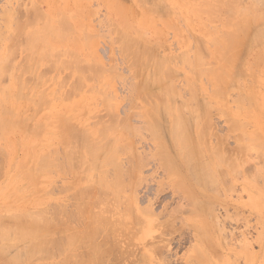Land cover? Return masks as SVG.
<instances>
[{
	"label": "rangeland",
	"instance_id": "rangeland-1",
	"mask_svg": "<svg viewBox=\"0 0 264 264\" xmlns=\"http://www.w3.org/2000/svg\"><path fill=\"white\" fill-rule=\"evenodd\" d=\"M85 1L83 0H50V2L48 3L47 0H0V54H1L0 60L3 62L2 59L4 58V62L1 64L2 65L7 64L6 62L8 61L6 60L8 58L10 59V62L8 63V65L5 66V68L0 67V69H3V68L4 70L7 69V73H5V71L3 70H2L3 72H0L1 75L2 73H4L3 77L1 76V80H0V89H1L0 94H2L0 95V98L4 97L7 101L5 100L6 101L5 102L4 98L0 99V101H2L1 105L4 108L5 106L6 108H8V114L6 113L4 116H2L1 113L6 112L7 110L5 111L6 108L5 109L2 107L0 108V111L1 109L4 110V111H1L0 113V116H2L0 117L1 118L0 120L3 121V117H4V120L6 121L8 120L13 121L14 119L18 120V121H15V124L13 122L12 124L10 123L12 126L9 124L10 121L9 122L3 121L4 124L8 123V125L7 124L4 125L3 122L0 121L1 122L0 123L1 125L0 126V132H1L0 134V147H1L0 149V214H2L0 217L2 220H4L3 223H5V227L2 225L3 223L1 225L4 228L7 227V229H10L9 232H12L18 224L17 223L18 219L21 218L22 220L23 217H26V215L24 214L28 215L32 213V211L34 210L36 211V209L38 211L44 208L42 210L46 211L47 213L46 215H53L52 213H54L55 215L56 209H57V213L59 210H61V212L59 211L60 213L59 215H57V217L61 216L60 218H64V221L66 219L65 217L69 216V215H64V214L71 213L73 219L72 217H70L72 220H68L70 222L67 221L68 224L70 225H68L67 223L66 225H68L67 227L69 228L71 227V229L73 230L76 229L79 232L83 231L85 233L94 232L91 238H86V239L82 238V241L80 240L79 243H76L78 244L77 246L76 244L73 245L72 248L71 247L68 248V245H66L67 247L61 246L59 247V249L63 248L64 250V247H66L65 251L61 250V252L58 250V247H57L56 250H54L55 253L52 251L49 254L48 257L50 258H44L42 256L39 258V260H38V257L40 254L38 252H36L30 257L26 256L28 255V252H29L28 251L29 249L27 246H28V241L30 239L27 240L28 238L21 237L26 242L24 243V241L21 240L22 245H20L19 247V244H20L19 242L21 241H19V239L17 241L14 238L12 240V236L14 235V233H12V235L9 236V238L7 237V240L5 238H0V240L5 239L3 241H0L1 243L6 242L5 243L7 244L6 246L11 247V248L8 247L9 253H8L7 248H5L7 253H5L4 255L0 254L3 258L2 260L0 256V264L11 263L9 262L10 260L8 259H11L13 256H15L14 257L15 259L17 258L16 261H18L19 264H31L30 262H32V264L34 263H37V264H264V63L261 62L263 64L259 63L260 65L258 64L259 66H257L256 63H255L256 65L252 64L253 60L251 61V59H254V57L256 56V53H255L256 44L254 45V48L251 45H253L254 43L258 41H260L261 43L264 40V35L262 34L263 36L261 35L254 42L251 41L252 44L251 42H250L251 45L249 44L251 48L248 47V43H249L248 40L249 41L251 40V39H248V33L245 35V38L247 37V39L245 38L239 39L238 42L240 43V45L239 44L236 45L237 46L236 48L238 50H235V52H237V54L235 53L237 55V58L235 55V58H236L234 60L235 64L232 61L233 63H230L228 68L226 67L225 73H223V75L221 76L220 75L221 70L216 69V68H219V66L217 67L218 65L217 53L215 54V52L212 50L214 47V44L210 42L211 44H213L212 46H210L211 45L209 44L210 39L206 32L208 30V27H212V29H217V30H219V28L221 29L222 27L221 23H223L221 21H224V19L227 18L226 16L230 15L228 14L230 11L227 12L226 15H224L225 13L223 14L224 11L223 12L221 10L217 11L218 13L220 12L219 15L221 14L220 16H218L217 14L218 19L215 16L216 13L212 15L211 17H207L206 14H202L201 17H199L197 21L195 22L192 21L193 23H191V20L188 19L186 9H184L182 4H180L179 2L177 3V1L175 0L173 4L168 3L166 1L167 5L171 7L170 9H172V7L174 6L173 7L174 11L175 12L177 11L176 13H174L175 16L172 13L173 15L171 14L169 16V20L160 21L156 19V23L154 25L153 24L148 25L142 22L141 20L142 16L140 12L141 7L139 8L135 0H121L123 12L120 14L117 13L116 11H113L110 7H108L103 2V0H85ZM145 1L148 2L147 0ZM8 10H9V13L7 12ZM47 10H48V13H47ZM89 10L90 12H88ZM56 11H59V12H56ZM11 13L14 15L11 16ZM37 13L38 14L40 13L42 15L40 16ZM54 13H57V15H55ZM236 13L238 15V12ZM236 13L234 11L232 12L234 16H236L235 15ZM8 15L10 17L9 22H11V24L8 23L6 20L7 28L6 27L4 28V25L6 23L4 20L8 18ZM62 15H63V18L65 19L61 23L64 25L65 24L64 22L67 21L66 24H69V26L66 25L67 28L69 27L68 31L72 30V32H66L65 34H67V36L64 39H62L63 41H60L59 39V41L57 42L53 41L54 43L50 41L51 38L49 37V35L42 37L44 38V40L46 38L45 42L46 41L47 42L46 43L44 42L45 43V45L43 44L44 46L41 45L42 43H40L39 49L41 46L45 48L44 49L41 47L40 50L44 49L43 50L44 52L40 51L41 52L40 54L43 53L42 55H44L45 57V55L49 54L47 53V50H50L51 53H53L54 51L56 52H54L51 57L49 56L51 54H49L48 55L49 57L47 56L46 58H44L47 61H43L44 59L42 57L40 58L41 61L39 58L37 60H34L36 59L34 57V54H35L34 51L35 52L37 51L38 53L36 52V54H39L38 47L34 48L36 47L37 44H35V46L31 45V48L33 49L32 54L30 53L32 51L30 50L31 48L30 49L29 47L26 48L29 40L32 39L33 36L34 37L36 36L34 35L35 34L34 31H38V28H40L41 26H50L49 28H51L52 25L53 26L55 25V27H58L56 26V23H54L53 20H56L57 22H59L57 25H60L59 20L62 19L61 18ZM37 16L38 18L39 17L40 18L38 19ZM42 16L44 17L42 18ZM59 16H60V19L58 18ZM3 17H5V19ZM55 17L58 18V20ZM11 18L15 20L11 21ZM41 18L43 19L42 21L44 23L46 22L45 25L41 24L43 23L41 21ZM213 18L215 19L214 21H213ZM35 19L38 20L37 22L39 23L37 24L38 28L36 24H33V23H36ZM12 22H13V25H12ZM111 22H113L112 24H115V27L111 25ZM196 22L197 23L199 22V23L197 24ZM195 23L199 26H197ZM8 24L10 26L12 25L13 28L14 26L15 28L16 27L17 28L15 30H12L13 28H11ZM212 24L214 25L211 26ZM216 24L217 26H215ZM259 24L260 23H256L252 25L250 29L255 30L256 28H258V26L260 29ZM66 26L64 25L65 29H66ZM214 26L216 28H213ZM5 29L6 30L8 29L9 31H6ZM57 29H55V31L59 32V30ZM118 29H120L119 31L123 29L122 33H124L125 31V33H127V35L130 38L138 40L137 42L141 41L143 45L146 44L148 47L151 46L150 47L151 49L155 47L154 49L157 50L156 51L157 53L155 52V50L153 53H155V55L157 54L156 56L160 58L166 57V56L175 57V59L174 58L172 59L171 57V59L173 60V69L175 72L173 73V75L174 74L176 75L177 73V75H181L182 77L180 76V80H179V76L174 75L173 78L176 77L177 79L175 78L176 81L173 79L175 81V82L173 81V83L176 86L178 84L181 86L180 87L178 85L180 93L181 91H183L182 95L185 94L186 97H189L188 94H190L191 96V93L189 92L191 91L193 92V89H192L193 87L194 90L196 89L195 91H197L196 100L197 102H200L198 103V106H200L201 103H203V101L205 104V100L208 102V105H211L210 108L207 105L209 109H206V111L204 110L205 114H203V116L200 117V120L202 123L198 121L200 122L198 124L199 125L198 129L199 128L201 129V134H202V131L205 130L204 129L205 127L206 131H204V133L205 135H207V137L206 136L203 137L204 135L203 133L202 135L203 139L201 141L202 146L200 145L198 146L199 148L196 151L197 153L195 157L190 159L193 162L192 163L193 168L191 166L190 167L192 171H194V172L191 171L192 172L191 176L186 173L187 170L185 171V169H182V170L180 169L179 170L180 172H177L179 174H177V173H172L170 171L169 172L165 171L160 164L158 165V163H160V159L154 154V152H156L155 150L156 145L153 142V138L151 139L152 133L150 134L151 131H149L148 128H146L147 129L146 130L145 127H143V125H145L144 119H146L145 109L146 111L149 109L148 104L153 103L154 99H151V101L149 102L150 99H147V98L145 99L141 96H140L141 99L138 98L136 100L135 99L133 100L131 95L129 97H126V95L128 96V93H129L128 90H130L129 87L131 86V85H128V83L130 84V82H132V79L133 81L135 79L132 77L134 75H132L133 73L131 72L132 68L130 66L131 65L130 60H128L127 58L128 56L126 57L123 50H121L120 48L121 40H119L118 36L119 35L121 36V34H119L118 36L116 35L118 38V42H117V39L115 41L116 36L114 34L118 33ZM250 29L249 31L251 32ZM11 30L14 32L12 33L13 35L11 34L12 32ZM26 30L27 32L31 30L34 33L33 34L30 31L33 36L29 35L28 37ZM64 31H63V34H64ZM115 31L117 32L115 33ZM59 33L62 34L61 32ZM220 33L221 32L219 31L217 34L220 35ZM251 33L249 37L252 36L254 38L255 34L252 33L254 34L253 36L251 35ZM85 35L87 37H85ZM82 37H85V38H82ZM36 38L37 37H35L34 39ZM38 38H41V37H38ZM195 38H197L196 40L200 39L201 41L200 42L196 41ZM202 39L205 41L203 42L205 47L202 45L203 43L200 44L203 41ZM240 40L241 41L243 40V41L241 42ZM160 41L162 43H160ZM196 42H199L200 45L198 43L196 45ZM30 44L28 46H30ZM46 44L47 45L49 44L48 45L49 48L47 47ZM245 44L251 51H249V49L246 47ZM3 45L8 49H6ZM192 46L194 47L191 49ZM197 46H199L198 49L201 52L200 57L202 56V59H203V55L206 57V58L204 57L203 59L206 63V66H208L211 63L216 64V65L214 64L212 67L204 66L205 68H210V67L214 68L215 70L212 69L213 73L214 71H216V73H219L217 77H214L216 79L213 78L216 81H213L210 79L212 83L207 79L206 75L204 76L201 75L199 77V75L193 72L194 75H196L195 78H197V80L194 79L192 70L190 69L191 71H189V67L191 66H189V64L185 66V62L184 63L182 62V60L185 59V56L187 53L190 56L191 52L193 51L195 53L198 52L196 51L198 50L196 49ZM189 48L191 52H189L190 51ZM57 49L59 50L57 51ZM63 49L69 50V53H71V50H72V53L75 52V56L78 57V61L77 62L74 61L76 64L74 62L71 64L70 58L68 59V56L71 55L69 56L71 57V61L76 60L77 57L73 56L74 54L72 55V53L69 55L66 54L68 52V51L66 52V50L64 54L63 52L61 54V56L64 55L63 57L59 56L61 51H63ZM184 49H186V52L184 51V53H186L185 56L182 53ZM246 49H248V52L246 51ZM7 50L9 54L8 58L5 57L6 55H8L6 54ZM2 51L3 53H1ZM244 51L246 52L244 53ZM45 52L46 54H44ZM56 53L57 54L59 53V54L55 55ZM243 53H244V56H242ZM30 56H31L30 60H32V57H34L33 59L34 62L29 60ZM55 56H59L58 59L61 62L63 61V59L67 58L65 59V61H63L64 64L66 65L65 68H67L68 66L71 67L73 64L74 66L76 65V67L72 66L71 68L68 67V69H65L63 67L64 64L61 63L59 60L57 61L56 60L57 58ZM72 56H73V59H72ZM38 57H40V55H38ZM89 57H90V60H89ZM239 58H240V61H239ZM243 58H245L244 59L245 61L243 60ZM48 59H50L51 61ZM94 60L100 63L99 67L95 66L98 63L93 62ZM236 60L240 62L238 65H236L238 63ZM35 61L36 63L38 61L37 65ZM52 61L55 62L54 63V65H56L55 69H52V66H53ZM83 61L86 62V65H84L85 63ZM178 61H181L184 65L179 64L180 62L178 63ZM209 61H211V63L208 64ZM242 62L245 64H242ZM254 62L255 61H253V63ZM27 63L31 64L30 67L32 68V71L30 70V68H27L28 65L27 67H24V65ZM33 63L35 64L32 67ZM77 63L79 64V66ZM128 63H130L129 66H127ZM9 64L10 65L15 64V66H13V69H12V66L9 67L10 66ZM47 64H49V67ZM58 64L59 66L61 65L63 68L61 66L60 68ZM232 64L237 66V67L234 66L236 67L235 69H237L235 70L236 73H238V71L241 69L243 70V71L241 70L242 72L239 71L241 73H238V75L241 74V76H239L240 79L238 78L236 73L235 74L237 77L234 76V73H232L234 71ZM240 64H242V68L241 67L238 68L239 66H241ZM19 65L20 67H22V71H20L21 69L20 67H17ZM89 65H92L93 68H95V71L98 70L97 72H99L98 73L99 77L97 73L96 74L94 73V70H92L93 68L91 69L92 66H89ZM253 65L255 66V68H252ZM57 66L59 67V69L57 68L58 70L56 69ZM77 66L80 68V70L78 69ZM128 67L129 69H127ZM72 68H74L73 71L70 70ZM75 68H76V71H75ZM17 69L21 73H19ZM13 70L14 71L17 70V75L18 74L22 75V76L20 75L21 77L16 75L20 79L23 77L21 81L19 78H16L14 80L11 79L12 77L10 75L15 76L14 73L16 72V71L14 72ZM24 70H26V72H23ZM78 70L81 71L80 73L82 74L84 72L83 78H81V74L80 76L78 75L77 73ZM248 70H251V71L248 72ZM38 71L41 74V76L44 75L42 78H40L41 76L38 75L39 74ZM74 71L77 74L73 73ZM229 71L231 74L229 73ZM242 73L245 76L244 75L242 76ZM30 74L33 76V78ZM74 74H76V76H74ZM229 74L232 76L231 78L233 80L230 79V77H228L230 76ZM187 75L189 78L187 77ZM224 75L226 76V78H223L224 83L226 84V82L228 81H231V82L230 83L228 82L226 84V86L230 84V86H227L228 89L223 88L222 89L223 91L221 90V88L219 89V91L221 90V93H223L219 95L221 96V99H220V97L218 96L220 92L217 91L218 89L215 90L217 87L214 88L212 84L214 85L216 84L217 86L219 85L218 86L219 88L220 85L222 84L220 80L222 78L220 77H225ZM36 76L38 77L37 82L39 80L40 82H43V83L40 84V82H38L40 84V85L38 84L39 88L38 89L34 88V91H33V87H37V82L35 86L31 85V83L34 81V78L36 81ZM130 77H132V79ZM235 77L238 79L237 81H235ZM24 78L28 83L30 82V84H27L25 80H24L25 83H23L22 81ZM45 78H47V80ZM52 78L55 80L54 81L51 80ZM76 78L79 80H77ZM17 79H19V81ZM218 79H219V82L217 83ZM261 79L263 80L261 81ZM59 80L62 83L60 82L57 83V81ZM12 81H15V82H12ZM16 81L18 82V86L17 84L16 85L14 84V83H17ZM191 81L194 83H192ZM19 83L24 84L23 87L26 89L31 85L32 89L28 88L26 90L22 88L21 86L22 88L21 90L23 92L22 97H21L20 93L22 92H20L21 90L19 89ZM185 83H187L189 86ZM190 83L192 84V87L190 86L191 85ZM59 84L60 86L58 88V92H59L58 93L57 87ZM223 84L221 85V87H223ZM231 84L233 85L232 87H231ZM4 86L6 88H9V87L11 88V89L4 88L7 91L6 92L4 90V93L10 92V94L5 95L4 93H1V91H3ZM15 86H17V89L19 90H17ZM61 86H64V87H61ZM183 86L184 88H182ZM185 86L188 87V89ZM190 87L192 90L189 89ZM185 88L187 89V91L189 90L188 94H186L187 91L183 90ZM154 89L156 91L157 87L153 88L152 90L154 91ZM212 89L213 91H217L215 93V95L218 93L217 96L215 95H214L215 97L211 96L214 94V93L212 94ZM12 90L14 91L11 92ZM39 90L44 91L43 93L44 96L43 95L41 96H43L45 100L50 101L51 97L53 99L56 96L54 98L55 100H51L50 102L48 101L49 103L47 102L45 104V102H43L44 98L39 97V99H41L42 101H40L39 99L37 100H39L40 103L42 102V104L43 103L45 104V105H41L38 101H36V98H35L36 95L41 92V91L37 92ZM53 90H55V92H53ZM224 90L227 91L228 93L225 94ZM31 91L34 92L33 96L31 95L32 93ZM49 92H51V95L55 93L56 94L51 96ZM198 92L199 94H197ZM11 93H13V95L15 94L14 99H13V96L8 97L11 95ZM46 93L49 96L46 95ZM60 93L61 94L63 93V96L64 95L65 96L62 97L61 100L56 99L62 96ZM3 94L5 96H3ZM25 94H27L26 97L24 96ZM57 94H58V97H57ZM238 96L240 97L239 98L240 100L238 99ZM27 97L29 98L31 97L30 99L35 98L34 100L32 99L31 101L37 102L36 106L41 105V108L39 107L36 108V106L34 107L35 103L34 104L31 103L30 99ZM84 97L86 99H84ZM201 97L205 99L203 100V98L201 99ZM245 97H247L248 100L250 99L249 100L251 101L250 105L252 104L251 107L249 106V103H248L249 101L247 102ZM26 98L28 100L24 101ZM126 98L127 99L130 98L128 100L132 99L131 100L133 101V103H131L132 106L130 105V103L127 101ZM185 98L183 96V99ZM211 98L213 100H211ZM217 98H219L217 101L220 100L219 103H216L215 101ZM109 99L111 100L113 99V100L110 101ZM114 99L116 101H114ZM174 100L178 101L177 96L176 97L174 96ZM9 101L11 103H9ZM20 101L22 102L19 104ZM4 102L7 103V105H5ZM110 102L112 103L113 106L110 105L111 104ZM113 102L115 104H113ZM145 104H147L148 106ZM20 105L22 108H20ZM77 105L78 107L79 106L80 107L78 108ZM26 107H29V109ZM141 107L144 109V111ZM9 108H12V110ZM25 108L28 110H26ZM31 108H34V110H37V111L39 109L41 110L35 113V115H33L32 117L31 114L32 113L34 114V110H32ZM245 108L247 112L244 111ZM23 109H25V111ZM28 111L29 113H27ZM17 112H19L20 114H18ZM65 112H69V114H65ZM188 112H184V114L186 113L188 114V116L186 114V118L189 117L190 113ZM78 113H81V114L77 115ZM29 114L31 116V119L33 118L32 121L31 119L28 118L30 117L28 116ZM19 115L21 116V118ZM75 115L77 116L75 117ZM17 116L19 117V119ZM23 116L24 118L22 119ZM57 116H59L60 120L58 119ZM165 116L160 115L159 117L161 119L159 117H158L159 120L156 119L157 122L162 121V123H159L162 127L159 126L158 131H160V135L163 134V136H161L162 138L161 140L164 145L166 144L165 146L167 148V151L169 150L170 152L169 151L168 152L175 158V161H178V158L175 155H173L174 151L170 143V137H169V131H168V127L170 126V121H169L170 117L167 116L166 118ZM80 117H82V119ZM165 118L166 120H163ZM24 119L26 120L24 121ZM28 119L31 122H29ZM20 120L21 122L23 121L24 123L26 122L28 123V125L29 124L31 125L28 126L26 123L23 124V122L21 123ZM58 120H59L60 128L58 127L59 125H57ZM231 120L232 121L235 120L237 123L235 121H234L235 123L231 122ZM64 121L66 122L68 121L69 122L68 124L70 125L72 124L74 127L72 125L71 127L75 129L82 128L81 131H84L87 134V136L90 134L91 137H88V139L92 138V140L96 139L95 136L98 137L97 140H100V138L102 139L101 134H100V129L107 128L108 126L109 128L116 127L115 132L112 133V135L109 134L108 136H110L109 140H113V139L115 140L114 143L113 141L111 142L112 144H115V146L117 145L118 147L121 145L120 146L121 148L119 147L121 152L119 151L120 156H118V159L120 158V161H119L120 165L125 167L124 170L126 173L124 172L123 174V172H121L122 176L124 175V177H121V174H120L119 180L121 181V179L123 178L125 179L123 183H125L126 185L127 184L129 185L127 187L125 185L124 188H123V185L121 186L123 188V190L121 191L125 190L126 192L124 191V192L119 193V196L117 194L119 192V189L117 193L114 192L115 194H117V196L115 195L117 199H121L119 200V202H117L118 200L116 198H112V196L115 197L113 190L116 191L117 189L108 183V181L112 180L111 177L114 173L113 174L111 173L112 174L111 175L110 171H113V170L109 169L110 171L108 170L106 175L104 174L102 175V179L105 178V183H103V181L99 179L100 173H99L98 167L96 168L97 164L91 163V160H90L91 158L89 156L84 157L83 159L79 161L75 160L76 162V163L74 162L75 165L74 166L72 165L73 163L71 161H74V159L73 158L69 159L68 157L69 154L67 151L69 150V147H68V142H65L67 133L63 125ZM92 121H95L96 124L93 122L95 126L94 125L92 126V123H91ZM98 121H101V123L100 122L98 123ZM123 121H124V124H129L130 125L129 127H131L132 130L135 128L131 135L126 134L127 138L124 137L125 134L123 130L119 129V127L124 125ZM165 121L167 122V124H164L166 123ZM33 122L37 124L38 126L41 125V130L39 129L40 126L39 128H37L38 126L37 125L34 126ZM39 122L42 124H39ZM52 122L53 124H50ZM115 122L116 124H114ZM19 123H21L22 125H20ZM79 123L80 125H78ZM233 123L234 125L236 124V127L233 125ZM238 123L241 125V127ZM61 125H63L62 127L64 128V130H60L62 128ZM117 125H120V126H117ZM22 126H25V127H22ZM21 127L24 129V131ZM26 127L27 128L33 127L32 129L36 131L31 132L33 130L30 129L31 130L30 131L26 129ZM165 127L168 133L166 132ZM4 129H7V130H4ZM191 130H192L191 132L193 133L192 135L194 136V138L197 137L198 132L195 135L193 128ZM37 131H39V134L36 136L35 133ZM59 131L61 133H59ZM62 131L64 133H62ZM191 132L189 130V133ZM122 134H124V136H122ZM63 135L65 137H63ZM116 135L120 136L121 138L120 137L118 138L122 140L120 141L119 139H117L119 141H116V138H117ZM124 138L126 139V141ZM60 140L63 141L64 143L63 142L61 143ZM129 140H131V142ZM124 141L125 143L127 142L126 147L123 146V144L125 145V143H123ZM259 141H261L262 143ZM129 143H131L130 144L131 146L130 148H127L129 147L127 146L129 145ZM40 144L44 145V147ZM243 144H245L247 147L248 145H252V147L250 146L248 149ZM215 145L217 146V148L214 147ZM253 145H255V147ZM206 146H208L207 147L208 152L206 150ZM211 146L215 148V150L218 153V156H220L219 158L217 156V153L215 152L217 159L218 158L220 160L222 159L221 160L222 162L219 161V159L217 161L216 157L214 156L215 154L211 153L214 150V149L212 151L210 150L212 149ZM242 147H245L248 152L245 151V148H243L242 150ZM59 148H61V151L58 150ZM240 148L242 151L239 150ZM129 149H132V150L129 151ZM14 150H15V153H13ZM51 151H53V153ZM54 151L55 152L57 151L56 154L58 155L60 153L59 155H62L63 157L67 155V158L65 157V161L69 160L68 161L69 165L68 164L65 165L66 164L64 163L65 161L61 160L63 157L57 156L54 153ZM198 151L199 152L201 151L199 154V157H198ZM47 152H48V155H47ZM49 152L51 153L49 154ZM12 153H13V156H12ZM41 154H44V157L46 158L49 157L48 158L49 161L53 160L54 162L53 161L51 162L54 164L50 163L51 164L50 165L48 163L44 167H41L39 165L40 164L39 162H38L39 164H35L37 160L40 161L39 156H41V158L43 157ZM138 155L141 157L139 158ZM247 155L249 156L246 157ZM244 156L246 157V159L244 158ZM224 157L226 158L225 159L226 161H223ZM33 159L35 161H33ZM121 159L124 162L123 164H122ZM137 159L139 160L137 161ZM9 160H12V162L10 163ZM125 160L128 161V162L126 161L127 164ZM55 161L56 162L58 161L60 164H58V162L55 163ZM62 161L63 163H61ZM225 162H226V165H225ZM195 163L196 164L198 163L197 167H195L196 165ZM204 163L206 165H203ZM129 164H130V167H132L130 169L128 168ZM214 165H217V166H214ZM36 166H38L39 168L37 169ZM87 168H90V169L87 170ZM107 168H111V167H107ZM127 168L129 172L127 171ZM35 169L37 170L35 171ZM43 169H46V171H43ZM122 169L121 171H124ZM197 169L199 170L200 174ZM137 170H139V172ZM42 171L43 173H41ZM135 174L136 176H134ZM175 174H177L178 176ZM26 175L27 177H25ZM31 175L34 179L30 177ZM82 176L84 177V180ZM80 178L82 180H80ZM136 178L138 179L136 180ZM193 178L198 181H194ZM88 179L90 182L88 181ZM93 179L95 180V183H93L94 181ZM91 184L99 185L102 187V189L101 187H99L100 190H98V186L96 187L97 189L93 187H89L90 189L92 188L94 192H96L95 194L91 193L92 191L87 187L88 185H91ZM33 185H36V187H39V188H36V189H39L38 192L36 189H34L35 186ZM103 185L106 187H104ZM107 187H108V190L110 189L112 190V192L108 191ZM85 188L91 192L87 193V190ZM80 191L82 193V196L86 193L88 195H85V196H89V194H94L95 196L93 195V197H95V200L97 198V202L102 200L101 203L100 202L97 203L96 201H94L96 203L93 204L94 206L91 207V209L94 210L91 213H96L95 216H98V214L100 215L99 217H97L99 218L98 221L100 223V219H101L100 217L102 215L104 216L106 214L105 211L107 212V209H108L109 212L107 213V215L108 216L111 215V216L107 218V215H106L103 217L105 219L102 218L103 220L106 221V224L108 223L107 226L108 225L110 226L112 224L109 228L108 227L106 228L108 230H103L105 228L102 229V226H101L100 229L103 230L101 231L99 229L101 224H99L97 221L95 224L97 223L98 224L97 226H95V229L98 228L97 229L98 233L100 230L99 235H97L98 233L97 231L94 230V228L92 230V228L87 226L88 220L84 219L86 222H83L84 220L82 216H80V218L76 217V214L77 216H79L78 211L76 212V210H79L80 208L79 206H83L85 204V202H82L84 204H80L81 203L80 201L88 200V199H85V196H83L84 198L81 196ZM83 191H84V194H83ZM104 192L106 193L104 194ZM79 196H81L82 198ZM77 197L79 199H77ZM103 197H107V198H103ZM104 199H106L107 201L109 200L108 208H107V204L105 205V203L107 202L104 203V201H106ZM110 200H111V206H110ZM120 201H122V203ZM75 204L79 208H75L76 207ZM103 204L106 206L105 208L106 210L104 211V213L101 210L102 207L104 206ZM25 205L26 206L28 205L27 206L28 208ZM112 207H115V208L112 209ZM48 211L49 212L52 211V212L49 214ZM72 212L73 213L76 212L75 215L72 214ZM11 213L12 215L13 214L15 215L9 216L11 215ZM16 213H18V215ZM19 214L21 215L19 216ZM16 215L19 217H17ZM73 215L75 216V218ZM4 216L5 217L7 216L6 217L7 219H3ZM10 218L11 220H9ZM60 218L58 219L59 222H60ZM106 218L108 219V221L106 220ZM111 220H112V223H111ZM62 221L63 219H61V222ZM109 221L111 224L109 223ZM85 223L87 224L86 227H84ZM10 224H13L12 226H14V228H12V231H11V227L8 226ZM87 228H89L90 231L89 229L87 230ZM58 231H61V230H58ZM105 231H107V234L103 233ZM83 232H81L82 235L85 234ZM28 233L29 232H27V234ZM202 234L206 236L204 235L202 236ZM15 235L13 237H16ZM56 235L59 238L58 236L59 234L57 233L55 234V236ZM0 237H3V236H0ZM10 237H11V240H10ZM61 237L62 235L60 234V238ZM14 241L15 242L17 241L18 244L14 243ZM26 243H27V246L25 245ZM64 258H67L66 259L67 261H63L65 260ZM71 260H74V261H71Z\"/></svg>",
	"mask_w": 264,
	"mask_h": 264
},
{
	"label": "bare ground",
	"instance_id": "bare-ground-1",
	"mask_svg": "<svg viewBox=\"0 0 264 264\" xmlns=\"http://www.w3.org/2000/svg\"><path fill=\"white\" fill-rule=\"evenodd\" d=\"M48 1V3L50 2V0H47ZM83 1H85V0H83ZM136 1V3L138 4V6H139V8H140V12H141V20H142V22L143 23H145V24H148V25H154L155 23H156V19H158V20H160V21H164V20H169V16L173 13H176L175 11H174V9H173V7H172V9H170L171 7H169V5H167V2L168 3H172L173 4V2H174V0H147L148 2H146L145 0H135ZM134 1V2H135ZM167 1V2H166ZM175 1H177V3L179 2L180 4H182V6L184 7V9H186V13H187V16H188V19L189 20H191V23H193V22H195V21H197L198 19H199V17H201V15L202 14H206L207 15V17H211L212 15H214L215 13H216V18H217V14H218V16H220L219 15V13L217 12V11H219V10H221L222 12H223V14L224 15H226V13L227 12H229L228 14H230V15H232V16H230V15H227L226 17L227 18H223L224 19V21H221V22H223V23H221L222 24V27H221V29L219 28V30H217V29H212V27H208V30H207V35H208V37H209V39H210V41H209V44H211V43H213L214 44V47H213V51L215 52V54L217 53V62H218V65H217V67L219 66V68H216L217 70H221V73H220V75L222 76L223 75V73H225V69H226V67L228 68V66H229V64L230 63H233L234 62V64H235V59L237 58V52H235V50H238L236 47V45H240V43L238 42L239 41V39H241V38H245V35L248 33V39H251L250 41L248 40V47L249 48H251V46H253V48H254V45L256 46V56H255V54H254V59H251V61L253 60V61H255L254 63H253V61H252V64H257V66H259L260 64H263L264 63V40L260 43V41H258V42H256V43H254L253 45H251L252 44V42L251 41H256V39L257 38H259L262 34L264 35V0H175ZM86 2V1H85ZM103 2L108 6V7H110L113 11H116L117 13H122L123 12V7H122V1L121 0H103ZM135 3V4H136ZM179 4V5H180ZM52 6V5H51ZM53 7V6H52ZM50 8V7H49ZM138 8V9H139ZM10 9V8H9ZM125 9V8H124ZM176 9V8H175ZM59 10V9H58ZM14 11V10H13ZM12 11V12H13ZM60 11V10H59ZM59 11H56V12H59ZM234 11L235 13L236 12H238V15H237V13L235 14L236 16H234L233 14H232V12ZM8 13H9V10L7 11ZM11 12V11H10ZM36 12V11H35ZM38 12H39V10H38ZM53 12H54V10H53ZM88 12H90V10L88 11ZM4 13V12H3ZM3 13H2V15H3ZM42 13V12H41ZM47 13H48V10H47ZM5 14H7V13H5ZM38 14V13H37ZM55 15H57V13H54ZM61 14V13H60ZM172 14V15H173ZM222 14V15H223ZM12 15H14V14H12L11 13V16ZM35 15H36V13H35ZM38 15H42V14H38ZM51 15V14H50ZM179 15V14H178ZM177 15V16H178ZM223 15V16H224ZM54 16V15H53ZM174 16H175V14H174ZM44 16H42V18H43ZM47 17V16H46ZM57 17V16H56ZM55 17V18H56ZM4 19H5V17H3ZM13 18V17H12ZM11 18V21L12 20H15V19H12ZM37 18H38V16H37ZM36 18V19H37ZM40 18V17H39ZM38 18V19H39ZM41 18V21L43 20ZM59 19H60V16L58 17ZM58 18H56L57 20H58ZM62 19H60L59 21H60V25H57L59 22H57L56 20H53V18H52V20L54 21V23H56V26H58V27H55V25L53 26L52 25V27L51 28H49L50 26H41V24H46V22L44 23L43 21V23H41V21H40V26L41 27H43V28H38V26H37V24H39V23H37L38 22V20H36L35 19V21H36V23H33V24H36V26H37V28H38V31H34L35 32V34L31 31V30H29L28 32H27V30H26V32H27V34H28V37H29V35L31 36L32 35V33L34 34V35H36L35 37H37L36 39H34L33 37H32V39H28L29 40V42H28V45L30 44V46H28L27 45V47L26 48H28L29 47V49L31 48V45L32 46H35V44H37L36 45V47H34V48H37L38 47V49H39V45H40V43H42L41 45H45V43L47 42H45V40H46V38H45V40H44V38H42V37H45L46 35L48 36L49 35V37L51 38H49L50 39V41H59V39H60V41H63L62 39H64L66 36H67V34H65L66 32H72V30L71 31H68V28H67V26L66 25H68L69 26V24H66V22L67 21H65L64 23V25L66 26V29H65V27H64V25L61 23V22H63L64 21V19L65 18H63V15H62V17H61ZM3 19V20H4ZM212 19V18H211ZM218 19V18H217ZM6 20H7V22L8 23H10L11 24V22H9V20H10V17H9V15H8V18L7 19H5L4 21L6 22ZM215 19L213 18V21H214ZM45 21H46V19H45ZM52 21V22H53ZM56 21V22H55ZM108 21V20H107ZM106 21V22H107ZM193 21V22H192ZM212 21V20H211ZM218 21V20H217ZM7 22L5 23V25H4V28L7 26ZM4 23V22H3ZM15 23V22H14ZM19 23V22H18ZM25 23H27V22H25ZM113 22H111V25H113V27H115V24H112ZM197 23V22H196ZM195 23V24H196ZM199 23V22H198ZM197 23V24H198ZM256 23H260L259 25H260V29H259V26H258V28H256L255 30H257V31H255V30H251L250 28H251V26L252 25H254V24H256ZM29 24V23H28ZM188 24H190V23H188ZM196 24V25H197ZM263 26H262V25ZM9 25V24H8ZM12 25H13V22H12ZM12 25L10 26L11 28H13L12 27ZM23 25H24V23H23ZM22 25V26H23ZM193 25V24H192ZM205 25V24H204ZM214 24H212L211 26H213ZM197 26H199V25H197ZM210 26V25H209ZM215 26H217V24L215 25ZM213 27V28H216V27ZM27 27V26H26ZM32 27V26H31ZM7 28V27H6ZM17 28V27H16ZM15 28V26H14V28L12 29V30H15L16 29ZM58 28V29H57ZM71 28V27H70ZM117 28V27H116ZM115 28V29H116ZM218 28V27H217ZM36 29V28H35ZM41 29V30H40ZM55 29H57V30H59V32H61L62 34H60L58 31H55ZM72 29V28H71ZM112 29H114V28H112ZM194 29V28H193ZM197 29V28H196ZM249 29L251 30V32L252 33H254L255 34V37L253 38L252 36H250L249 37V35H250V31H249ZM6 30V29H5ZM11 30V31H12ZM32 30H34V29H32ZM37 30V29H36ZM40 30V31H39ZM64 30H66V31H64ZM70 30V29H69ZM82 30V29H81ZM85 30V29H84ZM83 30V31H84ZM117 30V29H116ZM120 29H118V33L117 34H114L115 36L117 35H119V34H121V36L119 35L118 36V38H119V40H121V46H120V48H121V50H123V52H124V54L126 55V57L128 58V60H130V63H131V65H130V63H128L127 64V66H131V72L133 73H131L132 75H134V76H132L135 80L133 81V79H132V77H130L131 79H132V82H130V84L128 83V85H131L130 87H129V89L130 90H128L129 91V93H128V96L126 95V97H129L130 95H131V97H132V99L134 100H136V99H138V98H140V96L141 97H143V98H147V99H150L149 100V102L151 101V99H154V102L153 103H150V104H148L149 105V109L146 111V109H145V116H146V119H144V121H145V125H143V127H145V129L146 128H148L149 129V131H151L150 132V134L152 133V137H151V139L153 138V142L155 143V145H156V148H155V150H156V152H154V154H155V156H157L159 159H160V163H158V165L160 164L162 167H163V169L165 170V171H170V172H172V173H177V172H180L179 170L181 169H185V171H186V173L188 174V175H192V172H194V171H192V169H191V167L193 168V165H192V160H190L191 158H193V157H195V155H196V151L198 150V146L200 145V146H202L201 145V141H202V139H203V137L204 136H206L207 137V135H205V133H204V131H206V128L204 127V129L205 130H203L202 131V134H201V129L199 128L198 129V124L201 122V120H200V117L201 116H203V114H205V111H206V109H209L210 107H211V105H208V102L205 100V104H204V101H203V103H201V105L200 106H198V103H200V102H197V100H196V92L197 91H195L194 90V88L192 87V84L190 85L191 87H192V89H193V92L191 91V92H189V93H191V96H190V94H188V91H187V89H188V87H186L185 89H183L184 91H187L186 92V94H188V96L189 97H186V95L184 94V95H182V93H183V91H181V93H180V90H179V87H178V85L176 86L174 83H173V81L175 80V78H173V76L175 75H173V73H175L174 72V69H173V58L175 59V57H172V56H170V57H158V56H156L155 55V53H153L154 52V48L153 49H151L150 47H148L146 44H142L141 43V41H139V42H137L138 40H135V39H132V38H130L128 35H127V33H125V31H124V33H122V30L121 31H119ZM128 30V29H127ZM195 30V29H194ZM6 31H9L8 29L6 30ZM17 31V30H16ZM32 33H31V32ZM63 31H64V34H63ZM221 32L220 33V35H218L217 33L218 32ZM90 32V31H89ZM117 31H115V33H116ZM120 32V33H119ZM250 32V33H249ZM10 33V32H9ZM12 33H14L13 31L11 32V34ZM81 33H82V31H81ZM86 33H88V32H86ZM251 33V35H253L254 36V34H252ZM13 35V34H12ZM24 35V34H23ZM262 35V36H263ZM11 36V35H10ZM27 36V35H26ZM117 36H116V38H115V41H116V39H117V42H118V38H117ZM244 36V37H243ZM14 37V36H13ZM27 37V38H28ZM38 37H41V38H38ZM53 37V38H52ZM80 37H81V35H80ZM85 37H87L86 35H85ZM85 37H82V38H85ZM8 38V37H7ZM201 38V37H200ZM262 38V37H261ZM2 39V38H1ZM34 39V40H33ZM81 39V38H80ZM197 38H195V40H196ZM245 39H247V37L245 38ZM252 39H254V40H252ZM263 39V38H262ZM9 40V39H8ZM8 40H6V41H8ZM37 40V41H36ZM67 40V39H66ZM75 40V39H74ZM82 40H84V39H82ZM114 40V39H113ZM185 40V39H184ZM203 40V39H202ZM259 40V39H258ZM49 41V42H50ZM196 41H201L200 39L199 40H196ZM241 41V40H240ZM243 41V40H242ZM241 41V42H242ZM16 42V41H15ZM19 42V41H18ZM17 42V43H18ZM45 42V43H44ZM85 42V41H84ZM88 42V41H87ZM199 42H196V45H197V43L199 44ZM203 42H205L204 40L200 43V44H202ZM211 42V43H210ZM250 42H251V44H250ZM5 43V42H4ZM8 43V42H7ZM54 43V42H53ZM70 43V42H69ZM68 43V44H69ZM119 43H120V41H119ZM118 43V44H119ZM160 43H162L161 41H160ZM208 43V42H207ZM13 44V43H12ZM183 44V43H182ZM199 44V45H200ZM208 44V45H209ZM213 44H211L210 46H212ZM251 46H250V45ZM26 45V44H25ZM43 45V46H44ZM47 45V44H46ZM49 45V44H48ZM48 45H47V47H48ZM164 45V44H163ZM190 45V44H189ZM188 45V46H189ZM203 46H204V43L202 44ZM201 45V46H202ZM246 45V44H245ZM4 46V45H3ZM2 46V47H3ZM18 46V45H17ZM23 46V45H22ZM22 46H21V48H22ZM43 46H41L42 48H44ZM119 46V45H118ZM191 46V45H190ZM5 47V46H4ZM12 47V46H11ZM41 47H40V49H41ZM194 46H192L191 47V49L193 48ZM198 47L199 46H197L196 47V49H198ZM205 47V46H204ZM239 47V46H238ZM246 47H247V45H246ZM247 47V48H248ZM6 48V47H5ZM13 48V47H12ZM25 48V47H24ZM49 48V47H48ZM71 48H72V46H71ZM85 48V47H84ZM158 48V47H157ZM188 48V47H187ZM202 48V47H201ZM241 48V47H240ZM248 48V49H249ZM6 49H8V48H6ZM5 49V50H6ZM11 49V48H10ZM39 49V54H36V52L34 51V53L36 54H34V57L36 58V59H34V57H32V60H30L31 59V56L29 57V60L30 61H33V59L34 60H37L38 58L40 59L41 57L44 59V58H46L49 54H51V55H49L50 57L52 56V54L54 53V52H56V51H54L53 53H51V51L50 50H47V53H49V54H47V55H45V57H44V55H42V54H40L41 52L40 51H42V52H44L43 50L45 49H42V50H40ZM53 49V48H52ZM248 49H246V51L248 52ZM3 50V49H2ZM21 50H23V49H21ZM30 50H32L30 53L32 54V52H33V49L31 48ZM29 50V51H30ZM35 50H37V49H35ZM59 49H57V51H58ZM66 50V49H65ZM65 50L63 49V51H61V53H60V55L59 56H61V54H62V52H63V54H64V52H65ZM85 50V49H84ZM189 50H190V48H189ZM188 50V51H189ZM50 51V52H49ZM68 51V52H67ZM157 50H155V52H156ZM184 51L186 52V49H184L183 51H182V53L184 54V56H185V54L186 53H184ZM193 51V50H192ZM196 51H198V52H191V50L189 51V52H191V54H190V56H189V54H188V56L191 58H189L188 56H187V54H186V56H185V61L184 60H182V62L184 63L185 62V66H187V64H189V66H191V67H189V71H191L192 70V73L194 72L195 74H197V75H199V77L202 75V76H204V75H206V77H207V79L210 81V79L211 80H213V81H216V80H214V79H216V78H214V77H217V75H219V73H216V71H214L215 69L214 68H211L214 64L213 63H211V61H209L208 62V64L209 63H211V64H207L208 66H211L210 68H205V67H208V66H206V63H205V61L203 60L204 59V55H203V53H202V55H203V59H202V56L200 57V51H199V49L198 50H196ZM246 51H244V53L246 52ZM249 51H251L250 49H249ZM66 54H71L72 53V50H71V53H69V50H66ZM122 52V53H123ZM1 53H3V51L1 52ZM5 53V52H4ZM38 53V52H37ZM157 53V52H156ZM236 53V54H235ZM244 53L242 54V56H244ZM6 54H8V50H7V52H6ZM30 54V55H31ZM44 54H46V52L44 53ZM59 54V53H58ZM57 53L55 54V55H58ZM65 54V55H66ZM74 54V55H73ZM183 54H182V56H183ZM215 54H214V56H215ZM241 54V53H240ZM1 55V54H0ZM3 55V54H2ZM38 55H40V57H38ZM42 55V56H41ZM67 55V56H68ZM72 55L73 56H75V52L74 53H72ZM124 55V56H125ZM181 55V54H180ZM180 55H179V57H180ZM235 55H236V58H235ZM5 56V55H4ZM33 56V55H32ZM37 56V57H36ZM48 56V57H49ZM59 56H55L57 59V61L59 60L58 58H59ZM64 56V55H63ZM63 56H61V57H63ZM67 56H65V57H67ZM69 56H71V55H69ZM68 56V59L70 58V62H71V64L75 61V62H77L78 61V57L77 56H75V57H77V59L76 60H72L71 61V57H69ZM73 56H72V59H73ZM89 56V55H88ZM161 56V55H160ZM5 57H9V54L8 55H6ZM12 57V56H11ZM123 57V56H122ZM171 57H172V59H171ZM176 57H178V56H176ZM187 57H188V59H187ZM1 58H2V56H1ZM7 58H5V59H7ZM206 58V57H205ZM240 58H241V56H240ZM240 58H239V61H240ZM9 59V58H8ZM6 60V61H8V62H6L7 64H1V63H3L4 62V58L2 59L3 60V62L0 60V67H4L5 68V66L6 65H8V63L10 62V59L9 60ZM13 59V58H12ZM54 59V58H53ZM61 59V58H60ZM63 59V58H62ZM65 59H67V58H65ZM65 59H63V61H65ZM75 59V58H74ZM80 59V58H79ZM177 59H179V58H177ZM176 59V60H177ZM245 58H243V60H244ZM248 59V58H247ZM48 60H50V59H48ZM55 60V59H54ZM55 60V61H56ZM89 60H90V57H89ZM180 60H181V58H180ZM12 61V60H11ZM39 61V60H38ZM38 61H37V63H38ZM40 61H41V59H40ZM43 61H47V60H43ZM51 61V60H50ZM60 61V60H59ZM61 62V63H63L64 64V62ZM69 61V60H68ZM102 61V60H101ZM203 61V62H202ZM233 61V62H232ZM237 61V60H236ZM245 61V60H244ZM34 62V61H33ZM53 62V66H52V64H51V66H52V69H55V66L56 65H54V61H52ZM74 62V63H75ZM85 64L84 65H86V62L85 61H83ZM92 62V61H91ZM93 62H97L98 63V61H96V60H94ZM175 62V61H174ZM180 62V63H179ZM181 61H178V63L179 64H183ZM238 62V61H237ZM236 62V63H237ZM261 62H263V63H261ZM14 63V62H13ZM12 63V64H13ZM35 63H36V61H35ZM35 63H33V65H32V67L34 66V64ZM37 63H36V65H37ZM47 63H49V62H47ZM60 63V64H61ZM105 63V62H104ZM204 63V64H203ZM240 62H238L236 65H238ZM250 63V62H249ZM260 63V64H259ZM10 65L9 67H11L12 66V69H13V66H15V64L14 65ZM42 64V63H41ZM76 64V63H75ZM78 64V63H77ZM176 64V63H175ZM178 64V65H179ZM203 64V65H202ZM242 64H245V63H243L242 62ZM242 64H240L241 66H239L238 68H242ZM247 64H248V62H247ZM251 64V65H252ZM255 64V65H256ZM259 64V65H258ZM27 65H28V67H27ZM30 63L28 64H25L24 65V67H27V68H30V70L32 71V68L30 67ZM48 65V67H49V64H47ZM62 65V64H61ZM60 65V66H61ZM87 65H88V63H87ZM99 65H100V63H98V64H96L95 66H97V67H99ZM184 65V64H183ZM216 65V64H215ZM236 65H233L232 64V66H233V69H234V71L232 72V73H234V76H236V74H237V76H238V78H239V76H241V74H239L238 75V73H241L242 71L241 70H239V71H241V72H239L238 71V73H236V71L235 70H237V69H235L237 66ZM251 65H250V67H251ZM50 66V67H51ZM58 66H59V64H58ZM56 67V69L58 68L59 69V67ZM73 67H76V65L74 66V64L72 65ZM71 66V67H72ZM78 66H79V64H78ZM77 66V67H78ZM89 66H92V65H89ZM93 66H94V64H93ZM93 66L91 67V69L93 68ZM103 66V65H102ZM176 66V65H175ZM205 66V67H204ZM231 66V65H230ZM231 66V67H232ZM234 66H236V67H234ZM257 66H256V68H257ZM17 67H20V65L19 66H17ZM62 67V66H61ZM60 67V68H61ZM63 67L65 68L66 67V65L64 64L63 65ZM62 67V68H63ZM69 67V66H68ZM68 67L67 68H65V69H68ZM71 67H69V68H71ZM80 67H81V65H80ZM85 67V66H84ZM83 67V68H84ZM124 67V66H123ZM4 68L3 69H0V72H3V71H5V73H7V69H5L4 70ZM8 68V67H7ZM21 69H20V71H22V67H20ZM185 68V67H184ZM252 68H255V66L253 65V67ZM11 69V70H12ZM57 69V70H58ZM78 69L80 70V68L78 67ZM127 69H129V67L127 68ZM191 69V70H190ZM212 69H214L213 71H214V73L212 72ZM245 69V68H244ZM249 69V68H248ZM3 70V71H2ZM10 70V71H11ZM18 70V69H17ZM17 70H13L15 73V76L17 75ZM29 70V71H30ZM33 70H34V68H33ZM71 71H73L74 70V68H72V69H70ZM77 71V73H78V75L80 76V74H81V78H83L84 77V72H83V74L82 73H80L81 71ZM92 70H94V73L96 74H98L99 72H97V71H95V68H93ZM256 70V69H255ZM75 71H76V68H75ZM73 72V73H76V72ZM251 70H248V72H250ZM18 72H19V70H18ZM23 72H26V70H24ZM28 72V71H27ZM35 72H36V70H35ZM128 72H130V71H128ZM178 72V71H177ZM19 73H21V72H19ZM33 73V72H32ZM31 73V74H32ZM38 73H39V71H38ZM37 73V74H38ZM42 73V72H41ZM76 73V74H77ZM194 73H193V75H194ZM229 73H230V71H229ZM236 73V74H235ZM252 73V72H251ZM254 73V72H253ZM3 74L4 73H2V75L0 74V80H1V76L3 77ZM12 74V73H11ZM30 74V75H31ZM76 74H74V76H76ZM88 74V73H87ZM231 74V73H230ZM229 74V75H230ZM246 74V73H245ZM8 75V74H7ZM21 74H18L17 76H20ZM39 76H41V74L39 73L38 74ZM119 75V74H118ZM176 75H177V73H176ZM175 75V76H176ZM189 75V74H188ZM188 75H187V77H188ZM193 75H191V76H193ZM244 74L242 73V76H243ZM252 75V74H251ZM12 78L11 79H16V78H19V77H15L14 75L12 76V75H10ZM22 76V75H21ZM20 76V77H21ZM32 76V75H31ZM44 76V75H43ZM43 76H41L40 78H42ZM177 76H179V80H180V76L181 75H177ZM195 76L196 75H194V79H196L197 80V78H195ZM225 76V75H224ZM233 76V77H234ZM236 76V77H237ZM245 76V75H244ZM247 76V75H246ZM52 77H54V76H52ZM86 77H87V75H86ZM89 77V76H88ZM98 77H99V74H98ZM119 77V76H118ZM182 77V76H181ZM220 77V76H219ZM218 77V78H219ZM228 77H230V79H232L231 77V75L230 76H228ZM235 77V81H237L238 79ZM23 78V77H22ZM21 78V79H22ZM32 78H33V76H32ZM37 76H36V81H35V78H34V81L33 82H35V83H31V85H34L35 86V84H36V82H37ZM39 78V79H40ZM189 78V77H188ZM214 78V79H213ZM220 78H226V76L225 77H220ZM219 78V79H220ZM243 78V77H242ZM20 79V78H19ZM19 79H17L18 81H19ZM21 79H20V81H21ZM46 80H47V78H45ZM44 79V80H45ZM77 79V78H76ZM84 79H86V78H84ZM97 79V78H96ZM174 79V80H173ZM177 79V78H176ZM183 79V78H182ZM219 79H218V81H217V83L219 82ZM222 79H220L221 80V82H222V84L224 83V79L222 80ZM229 79V78H228ZM240 79V78H239ZM24 80H25V78L23 79V83H27V84H30V82L28 83L26 80H25V82H24ZM43 80V81H44ZM51 80H55V79H51ZM77 80H79V79H77ZM89 80H90V78H89ZM233 80V79H232ZM263 79H261V81H262ZM53 81H51V82H53ZM112 81V80H111ZM176 81V80H175ZM174 81V82H175ZM184 81V80H183ZM235 81H233V82H235ZM12 82H15V81H12ZM17 82V81H16ZM38 82H40L39 80H38ZM37 82V87H33V91H34V88H36V89H38L39 87H38V83ZM58 82H60V80L59 81H57V83ZM127 82V81H126ZM187 82V81H186ZM192 82V81H191ZM200 82V81H199ZM211 82V81H210ZM221 82H220V84H221ZM229 83L231 82V81H228ZM228 82H226V84L228 83ZM232 82V83H233ZM43 82H40V84H42ZM55 83V82H54ZM56 83V84H57ZM60 83H62V82H60ZM103 83V82H102ZM188 83V82H187ZM187 83H185V84H187ZM192 83H194V82H192ZM196 83V82H195ZM212 83V82H211ZM210 83V84H211ZM214 83V82H213ZM240 83H241V81H240ZM10 84V83H9ZM13 84V83H12ZM15 85L17 84V86H18V82L17 83H14ZM13 84V85H14ZM26 84V85H27ZM39 84V85H40ZM50 84V83H49ZM55 84V85H56ZM104 84V83H103ZM108 84V83H107ZM106 84V85H107ZM177 84V83H176ZM189 84V83H188ZM187 84V85H188ZM221 84V85H222ZM226 84L224 83L223 84V87H221V85H220V87L218 88V86L215 84H212L213 86H214V88H216L215 90H217V91H219V89L221 88V90L224 88V89H228L227 88V86H230V84H228L227 86H226ZM234 84V83H233ZM7 85H8V83H7ZM23 85L24 84H22V83H19V89L21 90L22 88H24L23 87ZM25 85V86H26ZM30 85V86H31ZM62 85V84H61ZM226 86V88H225V86ZM248 85V84H247ZM2 86V85H1ZM6 86V85H5ZM3 87V91H1V93H4V88H6V87ZM17 86H15L16 87V89H17ZM21 86H22V88H21ZM29 86V85H28ZM27 86V87H28ZM28 87V88H31L32 89V86L31 87ZM42 86V85H41ZM48 86V85H47ZM57 86V85H56ZM59 86H60V84L58 85V87H57V92H58V88H59ZM127 86V85H126ZM153 86H155V87H157V90L155 91V89H154V91L152 90L153 88H155V87H153ZM180 86V85H179ZM189 86V85H188ZM194 86V85H193ZM197 86V85H196ZM233 85L231 84V87H232ZM12 87V86H11ZM61 87H64V86H61ZM128 87V86H127ZM181 87V86H180ZM191 87L189 88L190 90H192L191 89ZM199 87V86H198ZM10 88V87H9ZM9 88H6V89H9ZM27 88V89H28ZM56 88V87H55ZM182 88H184V86L182 87ZM11 89V88H10ZM19 89H17V90H19ZM24 89H26V88H24ZM26 89V90H27ZM45 89V88H44ZM93 89V88H92ZM95 89V88H94ZM128 89V88H127ZM181 89V88H180ZM1 90V89H0ZM14 90H15V88H14ZM14 90H12L11 92H13ZM16 90V91H17ZM25 90V91H26ZM52 90V89H51ZM56 90V89H55ZM55 90H53V92H55ZM60 90V89H59ZM76 90V89H75ZM182 90V89H181ZM221 90L219 91L220 92V94H218V96L219 95H221V94H223V93H221ZM238 90V89H237ZM6 91V90H5ZM41 90H39V91H37V92H40ZM217 91H213V89H212V94L213 95H211L212 97L215 95V93L217 92ZM223 91V90H222ZM225 91V90H224ZM7 92V91H6ZM4 93L5 95L6 94H10V92L9 93ZM20 92H22V90L20 91ZM28 92V91H27ZM32 92V91H31ZM42 92V93H41ZM39 94H37L36 95V101H38L39 103H40V101H42L41 99H39V97H42V98H44L43 96V93H44V91H41ZM61 92H62V90H61ZM16 93V92H15ZM26 93V92H25ZM33 93L34 92H32L31 93V95L33 96ZM36 93V92H35ZM59 93V92H58ZM225 94L226 93H228L227 91H225L224 92ZM3 94V96H5ZM21 94V97H22V94H23V92L22 93H20ZM19 94V95H20ZM28 94V93H27ZM27 94H25L24 96L26 97V95ZM49 94L51 95V92H49ZM56 94V93H55ZM55 94H52V95H55ZM61 94V93H60ZM197 94H199V92L197 93ZM217 94L215 95V96H217ZM0 95H2V94H0ZM40 95V96H39ZM41 95H43V96H41ZM46 95H48L47 93H46ZM51 95V96H52ZM62 96H60V98H56V99H59V100H61L62 99V97H64L63 96V93L61 94ZM182 95V96H181ZM201 95V94H200ZM240 95V94H239ZM8 96V95H7ZM13 96V99H14V96H15V94L13 95V93H11V95L10 96H8V97H12ZM31 96V97H32ZM49 96V95H48ZM88 96V95H87ZM174 96L176 97L177 96V99H178V101H175L174 100ZM179 96V97H178ZM183 96H184V98L185 99H183ZM206 96V95H205ZM210 96V97H211ZM214 96V97H215ZM18 97H20V96H18ZM24 97V98H25ZM30 97V98H31ZM47 97V96H46ZM56 97V96H55ZM54 97V98H55ZM57 97H58V94H57ZM114 97V96H113ZM150 97V98H149ZM200 97V96H199ZM220 97V99H221V96H219ZM4 98V97H3ZM2 97L0 98V99H3ZM27 98H29V97H27ZM25 99L24 101H27L28 99ZM29 98V99H30ZM34 98V99H35ZM52 99V97H51V100H55V99ZM203 97H201V99H202ZM223 98V97H222ZM240 97L238 96V99H239ZM246 98V101L248 102L249 100L247 99V97H245ZM249 98V97H248ZM19 99V98H18ZM33 99V98H32ZM32 99H30V101L32 100ZM33 99V100H34ZM37 99H39V100H37ZM49 99V98H48ZM84 99H86L85 97H84ZM99 99V98H98ZM123 99V98H122ZM125 99V98H124ZM127 99V98H126ZM128 99H130V98H128ZM127 99V101L130 103V105H131V103H133V101H131V100H128ZM141 99V98H140ZM205 98H203V100H204ZM219 98H217L215 101H216V103H219L220 102V100L219 101H217ZM6 99L4 98V101H5ZM17 100V99H16ZM15 100V101H16ZM20 100H21V98H20ZM22 100H23V98H22ZM44 101L43 102H45V104L49 101V100H45V98L43 99ZM50 100V101H51ZM107 100V99H106ZM110 101H112L111 99H109ZM109 100H108V102H109ZM208 100V99H207ZM211 100H213L212 98H211ZM240 100V99H239ZM7 101V100H6ZM5 101V102H6ZM49 101V102H50ZM64 101V100H63ZM66 101V100H65ZM114 101H116L115 99H114ZM131 101V102H130ZM214 101V102H215ZM245 101V102H246ZM4 102V104L5 105H7V103H5ZM18 102V101H17ZM16 102V103H17ZM22 101H20L19 102V104L21 103ZM48 102V103H49ZM81 102V101H80ZM202 102V101H201ZM207 102V103H206ZM210 102H212V101H210ZM9 103H11L10 101H9ZM31 103H35L34 104V107L36 106V103L37 102H33V101H31ZM111 103V102H110ZM249 103V106L251 107V105H250V103H251V101H249L248 102ZM2 101H0V108L2 107V108H4L2 105ZM22 104H24V103H22ZM21 104V105H22ZM32 104V105H33ZM41 105H45L44 103L42 104V102L40 103ZM113 104H115L114 102H113ZM195 104H196V106H195ZM223 104H225V103H223ZM21 105H20V108H22L21 107ZM30 105V104H29ZM41 105H37L36 106V108H41ZM48 105V104H47ZM55 105V104H54ZM73 105V104H72ZM110 105H112V103L110 104ZM145 105H147V104H145ZM147 105V106H148ZM207 105H208V107H207ZM17 106V105H16ZM27 106V105H26ZM113 106V105H112ZM132 106V105H131ZM143 106V105H142ZM195 106V107H194ZM237 106V105H236ZM235 106V107H236ZM239 106V105H238ZM248 106V107H249ZM48 107V106H47ZM77 107H78V105H77ZM80 107V106H79ZM78 107V108H79ZM109 107V106H108ZM111 107V106H110ZM205 107H207V108H205ZM240 107V106H239ZM249 107V108H250ZM5 108H6V106H5ZM4 108V109H5ZM26 108H28L29 109V107H26ZM25 108V109H26ZM69 108H70V106H69ZM83 108V107H82ZM142 108V107H141ZM218 108V107H217ZM9 109H11L12 110V108H9ZM25 109H23L24 111H25ZM28 109H26V110H28ZM32 110H34V108H31ZM44 109V108H43ZM60 109V108H59ZM112 109H113V107H112ZM143 109V108H142ZM185 109V110H184ZM219 109V108H218ZM7 110V111H6ZM41 109H39L38 111H40ZM55 110V109H54ZM57 110V109H56ZM61 110V109H60ZM70 110V109H69ZM73 110V109H72ZM75 110V109H74ZM85 110V109H84ZM88 110V109H87ZM205 110V111H204ZM244 110V109H243ZM1 111H4L3 109H1ZM1 111H0V113H1ZM5 111L6 112H2L1 113V115L2 116H4L6 113L8 114V108H6L5 109ZM22 111V110H21ZM20 111V112H21ZM36 111V112H35ZM37 110H34V114L32 113L31 115H32V117H33V115H35V113H37L38 112ZM63 111V110H62ZM71 111V110H70ZM143 111H144V109H143ZM189 111V112H188ZM238 111V110H237ZM245 112H247L246 111V108H245V110H244ZM32 112V111H31ZM84 112V111H83ZM112 112V111H111ZM137 112V111H136ZM184 112H188V113H190L189 114V117H187L186 118V114H184ZM4 113V114H3ZM11 113V112H10ZM18 114H20L19 112H17ZM16 113V114H17ZM23 113V112H22ZM27 113H29V111L27 112ZM59 113V112H58ZM82 113V112H81ZM81 113H78L77 115H79V114H81ZM85 113V112H84ZM17 114V115H18ZM65 114H69V112H65ZM140 114V113H139ZM64 115V114H63ZM77 115H75V117L77 116ZM85 115V114H84ZM135 115V114H134ZM143 115V114H142ZM141 115V116H142ZM160 115H166L165 117L167 118V116H169L170 117V126L168 127V131H169V137H170V143H171V145H172V147H173V151H174V153H173V155H175L177 158H178V161H175V158L167 151V148H166V144L164 145L163 144V142H162V138H161V136H163V134H161L160 135V131H158V128H159V126L160 127H162L159 123H162V121L161 122H157V120L156 119H158V117L160 116ZM2 116H0V117H2ZM11 116V115H10ZM9 116V117H10ZM20 116V115H19ZM25 116V115H24ZM24 116L22 117V119L24 118ZM28 116H30V114L28 115ZM69 116V115H68ZM67 116V117H68ZM140 116V115H139ZM183 116H185V117H183ZM187 116H188V114H187ZM248 116V115H247ZM13 117V116H12ZM15 117V116H14ZM18 117V116H17ZM58 117V119H59V116H57ZM65 117V116H64ZM89 117V116H88ZM245 117V116H244ZM16 118V117H15ZM20 118H21V116H20ZM29 119H31V116L30 117H28ZM81 119H82V117H80ZM160 118V117H159ZM164 118V117H163ZM166 118L165 119H163V120H166ZM1 119V118H0ZM18 119H19V117H18ZM28 119V120H29ZM33 119V118H32ZM32 119H31V121H32ZM39 119V118H38ZM37 119V120H38ZM161 119V118H160ZM202 119V118H201ZM26 119H24V121H25ZM60 120V119H59ZM59 120H58V124L57 125H59ZM78 120V119H77ZM113 120H115V119H113ZM159 120V119H158ZM1 122H3V121H5V122H9L10 120H8V121H6V120H4V117H3V121L2 120H0ZM15 121H18V120H11L10 122H9V124L11 123L12 124V122L15 124ZM30 120H29V122H31ZM81 121H83V120H81ZM117 121V120H116ZM119 121V120H118ZM198 121H200V122H198ZM203 121V120H202ZM235 121V120H234ZM234 121H232L231 120V122H234ZM0 122V123H1ZM20 122H21V120H20ZM23 122V121H22ZM21 122V123H22ZM95 123V121H92L91 123H92V126L94 125V123ZM97 122V121H96ZM101 123V121H98V123ZM164 122V121H163ZM166 122V121H165ZM204 122V121H203ZM236 122V121H235ZM234 122V123H235ZM244 122V121H243ZM18 123V122H17ZM21 123H19L20 125H22ZM26 123V122H25ZM24 122H23V124H25ZM69 122L67 121H64L63 122V125H64V128L66 129V140H68V141H66L65 140V142H68V147H69V150L67 151L68 152V157H69V159H71V158H73L74 159V161H71L73 164V166L75 165L74 164V162H75V160H81V159H83L84 157H90L91 159V163H93V164H97V166H96V168L98 167V170H99V179H101L102 181H103V183H105V178H103L102 179V175L104 174V175H106V173L108 172V170L110 169V170H113V171H110V174L112 173H114L113 175H112V177H111V179L112 180H110V181H108V183L109 184H111L112 186H114V188H116L117 190L115 191V190H113V193L115 192V193H117L118 192V189H119V192L117 193L118 194V196H119V193H121V192H124V191H121V190H123V188H124V186L126 185L125 183H123L124 181H125V179H121V181H122V183H121V181L119 180V178H120V174H121V172H123V174H124V172H125V170H124V166H121L120 165V158L118 159V156H120L119 155V151H120V148L116 145L115 146V144H112L111 142L113 141V143L115 142V140L113 139V140H109L110 138V136H108L109 134H111L112 135V133H114L115 132V128L116 127H113V128H109V126L107 127V128H103V129H100V134H101V137H102V139L100 138V140H97V138L98 137H96L95 136V138L96 139H94V140H92V138L91 139H88V137H91L90 136V134L87 136V134L84 132V131H81L82 130V128L81 129H75V128H73V127H71V125L70 124H68ZM202 123V122H201ZM205 123V122H204ZM234 123H233V125H234ZM237 123V122H236ZM3 124H4V122H3ZM7 125H8V123H6ZM6 124H4V125H6ZM10 124V125H11ZM27 125H28V123H26ZM33 124H34V126L35 125H37V124H35L34 122H33ZM39 124H42V123H40L39 122ZM50 124H53V122L52 123H50ZM96 124V123H95ZM114 124H116V122L114 123ZM120 124H122V123H120ZM123 124H124V121H123ZM164 124H167V122L166 123H164ZM239 124V123H238ZM245 124V123H244ZM20 125H19V127H20ZM29 125H31V124H29ZM28 125V126H29ZM63 125H61V127L63 126ZM78 125H80V123L78 124ZM103 125V124H102ZM240 125V124H239ZM1 126V125H0ZM12 126V125H11ZM26 126V125H25ZM25 126H22V127H25ZM38 126V125H37ZM39 126H40V128H39ZM37 128H39L40 130H41V125H39ZM95 126V125H94ZM116 126V125H115ZM117 126H120V125H117ZM130 125L129 124H124V125H122L121 127H119V129L121 130H123V132H124V134H125V136H124V134H122V136H124V137H126V134L127 135H131L132 133H133V131H134V129L132 130V128L131 127H129ZM132 126V125H131ZM235 127H236V124L234 125ZM233 126V127H234ZM21 127V128H22ZM44 127V126H43ZM59 128H60V125L58 126ZM81 127V126H80ZM103 127H105V126H103ZM133 127V126H132ZM190 127H192L193 128V130H194V133H195V135L197 134V132H198V135H197V137H195L194 138V136L192 135L193 133L191 132L192 130V128H190ZM201 127V126H200ZM240 127H241V125H240ZM240 127H238V128H240ZM33 127H29V128H27L26 127V129H28V130H33L32 129ZM36 128V129H37ZM64 128L62 127L60 130H64ZM23 129V128H22ZM34 129H35V127H34ZM118 129V128H117ZM116 129V130H117ZM118 129V130H119ZM4 130H7V129H4ZM19 130H21V129H19ZM19 130H18V132H19ZM30 130V131H31ZM147 130V129H146ZM165 130H166V132H167V129H166V127H165ZM189 130H190V132L191 133H189ZM200 130V131H199ZM209 130V129H208ZM15 131V130H14ZM23 131H24V129H23ZM34 131H36V130H33V131H31V132H34ZM98 131V130H97ZM5 132V131H4ZM58 132V131H57ZM121 132V131H120ZM122 132V133H123ZM137 132V131H136ZM146 132V131H145ZM159 132V133H158ZM15 133V132H14ZM44 133V132H43ZM59 133H61L60 131H59ZM62 133H64L63 131H62ZM168 133V132H167ZM166 133V134H167ZM203 133H204V135H203ZM244 133V132H243ZM0 134H1V132H0ZM16 134V133H15ZM36 136L39 134V131H37L36 133ZM34 134V135H35ZM119 134V133H118ZM135 134V133H134ZM133 134V135H134ZM191 134V135H190ZM245 134V133H244ZM18 135V134H17ZM97 135V134H96ZM202 135H203V137H202ZM253 135H255V134H253ZM150 136V135H149ZM16 137V136H15ZM63 137H65L64 135H63ZM63 137H62V139H63ZM116 141H121L122 139H119L118 137H120V136H117L116 135ZM224 137V136H223ZM244 137V136H243ZM2 138V137H1ZM61 138V137H60ZM94 138V137H93ZM121 138V137H120ZM127 138V137H126ZM222 138V137H221ZM246 138V137H245ZM254 138V137H253ZM17 139V138H16ZM117 139H119V140H117ZM125 139V138H124ZM168 139V138H167ZM206 139V138H205ZM2 140V139H1ZM24 140V139H23ZM166 140V139H165ZM249 140V139H248ZM125 141H126V139H125ZM125 141L123 142V143H125ZM130 142H131V140H129ZM128 141V142H129ZM204 141V140H203ZM242 141H243V139H242ZM3 142H5V141H3ZM9 142V141H8ZM28 142V141H27ZM60 142L62 143L63 141H61L60 140ZM259 142H261V141H259ZM17 143V142H16ZM23 143H24V141H23ZM44 143V142H43ZM42 143V144H43ZM48 143H50V142H48ZM64 143V142H63ZM119 143V142H118ZM123 143H121V144H123ZM127 143V142H126ZM126 143H125V145L123 144V146H125L126 147ZM218 143V142H217ZM262 143V142H261ZM8 144V143H7ZM42 144H40V145H42ZM120 144V143H119ZM131 143H129V145H127V146H129V147H127V148H130V145ZM221 144V143H220ZM240 144V143H239ZM35 145V144H34ZM47 145V144H46ZM49 145V144H48ZM60 145V144H59ZM135 145V144H134ZM154 145V146H155ZM170 145V144H169ZM168 145V146H169ZM242 145V144H241ZM240 145V146H241ZM243 145H245V144H243ZM15 146V145H14ZM43 147H44V145H42ZM219 146V145H218ZM238 146V145H237ZM246 146V145H245ZM252 147V145H248V149H249V147ZM254 147H255V145H253ZM63 147V146H62ZM119 149H118V148ZM208 146H206V150H207V152H208V148H207ZM212 147V149H210L211 151L214 149L215 150V148H213V146H211ZM214 147H216L217 148V146L215 145ZM126 148V149H127ZM169 148V147H168ZM171 148V147H170ZM209 148H210V146H209ZM243 148H245V147H242V150H243ZM0 149H1V147H0ZM57 149V148H56ZM123 149V148H122ZM203 149V148H202ZM219 149V148H218ZM217 149V150H218ZM37 150V149H36ZM51 150V149H50ZM58 150H60L61 151V148H59ZM128 150V149H127ZM126 150V151H127ZM132 149H129V151H131ZM213 150V152H211L212 154H215V152L217 153V151L215 150L214 151ZM238 150V149H237ZM239 150H241V148L239 149ZM238 150V151H239ZM241 150V151H242ZM2 151V150H1ZM27 151V150H26ZM172 151V152H173ZM245 151L246 152H248L247 150H246V148H245ZM45 152V151H44ZM52 153H53V151H51ZM51 152H49V154L51 153ZM63 152V151H62ZM66 152V153H67ZM121 152V151H120ZM138 152V151H137ZM201 152V151H200ZM200 152L198 151V157H199V154H200ZM220 152V151H219ZM244 152V151H243ZM13 153H15V150L13 151ZM13 153H12V156H13ZM54 153L56 154L57 153V151L55 152L54 151ZM64 153V152H63ZM205 153V152H204ZM35 154H37V153H35ZM46 154V153H45ZM60 154V153H59ZM57 155V156H62V155ZM220 154V153H219ZM43 157L41 158V156H39V160L40 161H38L37 160V162L35 163V164H39L41 167H44V166H46V164H50V163H52L51 161H53V160H51V161H49V157L48 158H46V157H44V154H41ZM47 155H48V152H47ZM64 155H66V154H64ZM134 155V154H133ZM139 156V155H138ZM201 156V155H200ZM205 156V155H204ZM215 157H216V154L214 155ZM217 156H218V153H217ZM225 156V155H224ZM249 155H247L246 157H248ZM35 157V156H34ZM63 157V156H62ZM61 157V158H62ZM66 158H67V155L65 156ZM65 157H63L61 160H63V161H65ZM127 157H128V155H127ZM129 157H130V155H129ZM141 156H139V158H140ZM156 157V158H157ZM203 157V156H202ZM219 158H220V156H218ZM223 157V156H222ZM227 157V156H226ZM242 157H243V155H242ZM246 157L244 156V158L246 159ZM13 158V157H12ZM22 158V157H21ZM24 158V157H23ZM126 158V157H125ZM135 158H136V156H135ZM210 158H211V156H210ZM218 158V159H219ZM231 158V157H230ZM38 159V158H37ZM59 159V160H60ZM89 159V158H88ZM133 159V158H132ZM216 159H217V157H216ZM218 159H217V161H218ZM226 158L224 157V160L223 161H226L225 160ZM58 160V161H59ZM122 160V159H121ZM129 160V159H128ZM139 159H137V161H138ZM222 160V159H221ZM220 159H219V161H221ZM10 161V163L12 162V160H9ZM8 161V162H9ZM33 161H35L34 159H33ZM57 161V162H58ZM63 161L61 162V163H63ZM68 161L69 160H66L64 163H66L65 165H67L68 164ZM88 161V160H87ZM86 161V162H87ZM127 160H125V162H126ZM136 161V162H137ZM190 161H191V163H190ZM246 161V160H245ZM39 162V163H38ZM54 162V161H53ZM56 161H55V163H57ZM71 162H70V164H71ZM128 162V161H127ZM127 162H126V164H127ZM196 162V161H195ZM222 162V161H221ZM227 162H228V160H227ZM33 163V162H32ZM76 163V162H75ZM124 162H123V160H122V164H123ZM191 165H190V164ZM52 164H54V163H52ZM58 164H60L59 162H58ZM196 164V163H195ZM198 164V163H197ZM195 165V167H197L198 165ZM209 164V163H208ZM207 164V165H208ZM34 165V164H33ZM51 165V164H50ZM63 165V164H62ZM69 165V164H68ZM133 165V164H132ZM203 165H206L205 163L203 164ZM225 165H226V162H225ZM229 165V164H228ZM191 166V167H190ZM202 166V165H201ZM214 166H217V165H214ZM61 167V166H60ZM107 167H111V168H107ZM204 167V166H203ZM228 167V166H227ZM36 168L38 169L39 167L38 166H36ZM93 168V167H92ZM107 168V169H106ZM122 170H124V171H121V169ZM129 169L130 168H132V167H130V164H129V167H128ZM128 168H127V171L129 172V170H128ZM201 168V167H200ZM37 169H35V171L37 170ZM41 169V168H40ZM88 169H90V168H87V170ZM133 169H134V167H133ZM132 169V170H133ZM191 169V170H190ZM218 169V168H217ZM220 169V168H219ZM59 170V169H58ZM83 170V169H82ZM81 170V171H82ZM132 170H131V172H132ZM136 170V169H135ZM198 170V169H197ZM201 170V169H200ZM211 170V169H210ZM43 171H46V169H43ZM43 171L41 172V173H43ZM90 171V170H89ZM138 172H139V170H137ZM192 171V172H191ZM203 171V170H202ZM201 171V172H202ZM218 171V170H217ZM222 171V170H221ZM79 172V171H78ZM128 172H127V174H128ZM198 172H199V170H198ZM223 172H225V171H223ZM126 173V172H125ZM165 173H167V172H165ZM206 173V172H205ZM80 174V173H79ZM177 174H179V173H177ZM177 174H175V175H177ZM199 174H200V172H199ZM203 174V173H202ZM207 174V173H206ZM213 174V173H212ZM33 175V174H32ZM32 175L30 176V177H32ZM78 175V174H77ZM110 175V176H111ZM133 175V174H132ZM204 175V174H203ZM209 175V174H208ZM211 175V174H210ZM220 175V174H219ZM130 176V175H129ZM134 176H136V174L134 175ZM178 176V175H177ZM213 176V175H212ZM25 177H27V175L25 176ZM83 177V176H82ZM121 177H124V175L122 176V174H121ZM29 178V177H28ZM33 178V177H32ZM201 178V177H200ZM31 179V178H30ZM34 179V178H33ZM135 179V178H134ZM138 178H136V180H137ZM182 179V178H181ZM194 179V178H193ZM220 179V178H219ZM80 180H82L81 178H80ZM83 180H84V177H83ZM94 180V179H93ZM128 180V179H127ZM201 180V179H200ZM34 181V180H33ZM88 181H89V179H88ZM98 181H100V180H98ZM102 181H100V182H102ZM193 181V180H192ZM194 181H198V180H195L194 179ZM90 182V181H89ZM33 183H35V182H33ZM32 183V184H33ZM93 183H95V180L93 181ZM90 184V183H89ZM130 184V183H129ZM180 184V183H179ZM123 185V188L121 187ZM33 186H35V188L34 189H36V188H39V187H36V185H33ZM85 186V185H84ZM98 186V190H100V188L99 187H101V186H99V185H95V184H91V185H88L87 187L89 188V187H93V188H96ZM104 186V185H103ZM127 186H129L128 184L126 185V187ZM86 187V186H85ZM86 187V188H87ZM104 187H106V186H104ZM122 189H121V188ZM16 188V187H15ZM44 188V187H43ZM82 188V187H81ZM85 188V189H86ZM114 188H112V189H114ZM80 189V188H79ZM90 189V188H89ZM97 189V188H96ZM101 189H102V187H101ZM105 189V188H104ZM37 190V192L39 191V189H36ZM87 190V193L89 192H91V193H96V192H94L93 190H92V188L90 189L91 191H89L88 189H86ZM106 190V189H105ZM107 190H108V187H107ZM97 191V190H96ZM102 191V190H101ZM108 191H111L112 192V190H108ZM77 192V191H76ZM126 192V191H125ZM80 193H81V191H80ZM86 193V192H85ZM84 194V191H83V196H85V195H88V194ZM106 192H104V194H105ZM112 193V194H113ZM114 193V196L116 195L117 196V194H115ZM94 194H89V196H85V199H88L87 201L85 200H82V201H80L79 203L80 204H84V203H82V202H85V204L83 205V206H79V207H77V205H76V207L75 208H79V210H76V212L78 211V215L79 216H77V214H76V217H79L80 218V216H82V218H83V220L84 219H86V220H88V225L85 223V225H84V227H86V225L88 226V227H90V228H92V230H93V228H94V230L95 231H97V229H95V226H97V224L99 223V218H97V217H99L100 215L98 214V216H95V214L96 213H91L92 211H94L93 209H91V207L92 206H94L93 204H95L96 202H97V198H96V200H95V197H93V195ZM77 195V194H76ZM81 196H82V193H81ZM81 196H79V197H81ZM82 196V197H83ZM95 196V195H94ZM103 196H105V195H103ZM113 197L112 196V198H116L117 199V197ZM135 196V195H134ZM41 197V196H40ZM81 197V198H82ZM80 198V199H81ZM84 198V197H83ZM103 198H107V197H103ZM103 198H101V199H103ZM122 198H124V197H122ZM132 198H134V197H132ZM19 199V198H18ZM77 199H79L78 197H77ZM111 199V198H110ZM10 200V199H9ZM8 200V201H9ZM104 200H106V199H104ZM103 200V201H104ZM112 200V199H111ZM111 200H110V206H111ZM118 201L117 202H119V200H121V199H117ZM22 201V200H21ZM94 201H96V202H94ZM101 201L102 200H100V201H98L97 203H101ZM135 201V200H134ZM20 202V201H19ZM94 202V203H93ZM105 202H107V203H105ZM108 202H109V200L107 201H104V203H105V205L107 204V208L109 207V205H108ZM114 202V201H113ZM121 203H122V201H120ZM126 202H127V200H126ZM103 203V202H102ZM116 203V202H115ZM115 203H113V204H115ZM5 204V203H4ZM14 204V203H13ZM12 204V205H13ZM120 204V203H119ZM118 204V205H119ZM205 204V203H204ZM102 205V204H101ZM104 205V204H103ZM103 206L102 207V211H103V213H104V211L106 210L105 208H106V206ZM123 205V204H122ZM122 205H120V206H122ZM201 205V204H200ZM16 206V205H15ZM26 206V205H25ZM28 206V205H27ZM26 206V207H27ZM50 206H52V205H50ZM49 206V207H50ZM60 206V205H59ZM113 206H115V205H113ZM126 206V205H125ZM128 206V205H127ZM22 207V206H21ZM23 207H24V205H23ZM74 207V206H73ZM130 207V206H129ZM204 207V206H203ZM28 208V207H27ZM26 208V209H27ZM39 208V207H38ZM51 208V207H50ZM61 208V207H60ZM64 208V207H63ZM74 208V209H75ZM100 208V207H99ZM104 208V209H103ZM115 207H112V209H114ZM42 209H44V208H42ZM41 209V210H42ZM119 209V208H118ZM128 209V208H127ZM41 210H38L37 211V209H36V211L34 210V211H32V213H30V214H24V215H26V217H23L22 218V220H21V218H19L18 219V224H17V226L15 227V229L12 231V228H14V226H12L13 224H10V225H8L9 227H11V231L12 232H9L10 231V229H7V227L6 228H4L5 227V223H3V221L4 220H2L1 219V217H0V236H3V237H0V238H5L6 240H7V237L9 238V236H11L12 235V233H14V235L17 237H13L12 236V240H13V238L14 239H16L17 241H18V239H19V241H24V239H22V238H28L27 240H29L28 241V246H27V243L25 244L27 247H28V255H26L27 257H30V256H32L33 254H35L36 252H38L40 255H39V257H38V260H39V258L40 257H44V258H50V257H48L49 256V254L53 251L54 252V250H56V248L58 247V250L61 252V250H63V248L62 249H59V247H61V246H66V245H68V248L69 247H71L72 248V246L73 245H75L76 243H79V241L81 240L82 241V238H91L92 237V235H93V233L92 232H88V233H85V232H83V231H81V232H83V233H85V234H83L82 235V233L81 232H79V231H77L76 229H71V227L69 228V227H67L68 225H70V224H68V222H70V221H68V220H72L73 219V217H72V215H71V213L69 214H64V215H69L68 217H65L66 219H65V221H64V218H60L59 216V218H60V222H61V219H63V221L61 222V224H60V222H59V218L57 217V215H59V213L61 212V210H59L58 211V213H57V209H56V217L58 218H56L55 217V215H54V213H52L53 215H46L47 213H46V211H41ZM68 210V209H67ZM70 210V209H69ZM121 210V209H120ZM75 211V210H74ZM96 211V210H95ZM116 211V210H115ZM26 212V211H25ZM45 212V213H44ZM49 212V211H48ZM52 211H50L49 212V214L51 213ZM76 212H72V214H74L75 215V213ZM109 211H108V209H107V212L105 211V215L104 216H106L107 215V213H108ZM121 212V211H120ZM65 213V212H64ZM102 213V214H103ZM125 213V212H124ZM205 213H206V211H205ZM17 215H18V213H16ZM22 214V213H21ZM21 214H19V216L21 215ZM81 214V215H80ZM101 214V215H102ZM120 214H122V213H120ZM2 214H0V216H1ZM4 215V214H3ZM13 215H15V214H13ZM12 215V213H11V215H9V216H13ZM16 215V216H17ZM61 215V214H60ZM73 215V216H74ZM15 216V217H16ZM19 216H17V217H19ZM103 215L100 217L101 219L104 217ZM111 216V215H110ZM110 216H108L107 215V218L108 217H110ZM5 217V216H4ZM3 217V219H7L6 217L4 218ZM70 217H72V219L70 218ZM13 218V217H12ZM74 218H75V216H74ZM106 218V220L108 221V219ZM78 219V218H77ZM100 219V223L99 224H101L100 225V227H99V229L101 228V226H102V229L103 228H105V229H103V230H108V229H106L107 227L109 228L112 224V220H111V223H110V221H109V223L111 224L110 226L108 225L107 226V224H106V221L105 220H103V219H105V218H103L102 220ZM9 220H11V218L9 219ZM2 221V222H1ZM68 221V222H67ZM82 221V220H81ZM98 221V223L97 224H95L96 222ZM104 221V222H103ZM13 222V221H12ZM83 222H86L85 220L83 221ZM82 222V223H83ZM114 222V221H113ZM3 223V224H2ZM66 223L68 224V225H66ZM81 223V222H80ZM4 226V227H2V225ZM73 225V224H72ZM79 225V224H78ZM6 226H7V224H6ZM60 226V227H59ZM74 226V225H73ZM8 227V228H9ZM65 227V228H64ZM78 227V226H77ZM83 227V226H82ZM197 227V226H196ZM63 228V229H62ZM75 228V227H74ZM79 229V228H78ZM86 229V228H85ZM89 228H87V230H88ZM58 230H61V231H58ZM80 230V229H79ZM91 230V231H92ZM101 230V229H100ZM100 230H99V233H100ZM103 230H101V231H103ZM29 232L28 234H27V232ZM89 231H90V229H89ZM59 234L58 236H59V238L57 237V235L55 236V234ZM97 233H98V231H97ZM99 233L97 234V235H99ZM103 233H105V234H107V231H105V232H103ZM202 233V232H201ZM60 234L62 235V237L60 238ZM95 234H96V232H95ZM5 235V236H4ZM200 235V234H199ZM204 234H202V236H203ZM18 236H19V238H18ZM25 236V237H24ZM27 236V237H26ZM201 236V235H200ZM204 236H206V235H204ZM22 237V238H21ZM100 237H102V236H100ZM203 238V237H202ZM5 239H1L0 241H3V240H5ZM84 239V240H85ZM204 239H206V238H204ZM10 240H11V237H10ZM17 241L15 242L14 241V243H17ZM22 241L21 242H19L20 244H19V247H20V245H22L21 243H22ZM207 241V240H206ZM26 241H24V243H25ZM85 242V241H84ZM6 242H4V243H1L0 242V254L2 255H4L5 253H7V251L5 250V248H7V250L9 249V248H11L10 246H6L7 244H5ZM23 243V244H24ZM36 245H35V244ZM10 244V243H9ZM18 244V243H17ZM15 245V244H14ZM78 244H76V246H77ZM25 246V247H26ZM36 246V247H35ZM9 247V248H8ZM22 247V246H21ZM24 247V246H23ZM67 247V246H66ZM66 247H64V250L63 251H65V249H66ZM75 247V246H74ZM13 248V247H12ZM21 250V249H20ZM57 250V251H58ZM95 250V249H94ZM101 250V249H100ZM57 251H56V253H57ZM27 252V251H26ZM100 252V251H99ZM8 253H9V250H8ZM55 253V252H54ZM63 253V252H62ZM25 254V253H24ZM59 254V253H58ZM72 254V253H71ZM82 254V253H81ZM93 254V253H92ZM99 254V253H98ZM0 255V256H1ZM73 255H75V254H73ZM77 255V254H76ZM95 255V254H94ZM7 256V255H6ZM10 256V255H9ZM8 256V257H9ZM25 256V255H24ZM46 256V257H45ZM90 256V255H89ZM98 256V255H97ZM7 257V258H8ZM15 256H13L11 259H8V260H10L9 262H11V263H9V262H7V263H9V264H19L18 263V261H16V259L14 258ZM57 257V256H56ZM73 257H75V256H73ZM80 257H82V256H80ZM34 258H36V257H34ZM33 258V259H34ZM70 258V257H69ZM82 258H84V257H82ZM91 258V257H90ZM93 258V257H92ZM1 259L3 260V258H2V256H1ZM5 259V258H4ZM43 259V258H42ZM65 260H63V261H67L66 259L67 258H64ZM76 259V258H75ZM79 259V258H78ZM77 259V260H78ZM81 259V258H80ZM87 259V258H86ZM19 260V259H18ZM35 260V259H34ZM71 261H74V260H71ZM48 262H49V260H48ZM83 262H84V260H83ZM31 264H32V262H30ZM71 263V262H70ZM34 264H37V263H34Z\"/></svg>",
	"mask_w": 264,
	"mask_h": 264
}]
</instances>
